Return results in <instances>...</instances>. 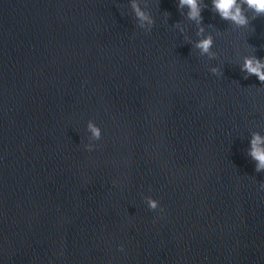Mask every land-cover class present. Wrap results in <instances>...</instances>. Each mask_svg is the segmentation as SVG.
Returning a JSON list of instances; mask_svg holds the SVG:
<instances>
[{
  "label": "water",
  "instance_id": "obj_1",
  "mask_svg": "<svg viewBox=\"0 0 264 264\" xmlns=\"http://www.w3.org/2000/svg\"><path fill=\"white\" fill-rule=\"evenodd\" d=\"M139 3L0 0V264H264V16Z\"/></svg>",
  "mask_w": 264,
  "mask_h": 264
},
{
  "label": "clouds",
  "instance_id": "obj_2",
  "mask_svg": "<svg viewBox=\"0 0 264 264\" xmlns=\"http://www.w3.org/2000/svg\"><path fill=\"white\" fill-rule=\"evenodd\" d=\"M211 3L212 9L219 14L221 19L228 20L239 28L249 25L250 17L248 12L252 13L251 19L264 16V0H211ZM185 6L188 8L187 18L200 24L203 19L201 16L202 7L207 6L203 3V0H180L179 7L183 9ZM131 8L139 20L141 27H145L146 25L150 27L154 24V20L150 13L141 8L139 0H131ZM203 31L204 29L201 26L197 34L200 35ZM212 45L213 38L211 35L196 42V47L201 50V53H207L210 56L214 55V53L211 52ZM242 70L248 75H255L260 82L264 83V59L255 56L245 57ZM212 71L216 72L217 69H212ZM88 130L91 132L94 139H100L101 130L91 121L88 123ZM87 147L89 151L93 149L92 145H88ZM249 155L257 162L256 171L259 172L264 170V136L258 132L252 135ZM261 189H264V184L261 185ZM145 199L150 210H157L159 208L160 212H163V208L157 199L151 196H147ZM120 248L121 251H123V245H121Z\"/></svg>",
  "mask_w": 264,
  "mask_h": 264
}]
</instances>
